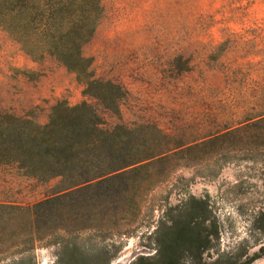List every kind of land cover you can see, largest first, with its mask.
Segmentation results:
<instances>
[{"label": "rangeland", "instance_id": "rangeland-1", "mask_svg": "<svg viewBox=\"0 0 264 264\" xmlns=\"http://www.w3.org/2000/svg\"><path fill=\"white\" fill-rule=\"evenodd\" d=\"M101 3V20L83 52L95 77L125 92L117 114L97 107L104 127L153 124L172 148L264 113V0ZM83 88L64 65L51 57L32 60L0 30V110L45 123L56 101L85 99ZM259 131L258 138L239 132L186 157L170 151L88 188L64 190L58 177L39 180L14 164L0 166V264H66L70 253L83 264L153 259L157 229L192 198L206 202L218 225L201 262L243 261L264 244L253 230L264 211V128ZM66 244L73 249L63 250ZM180 264L197 263L182 257ZM251 264H264V255Z\"/></svg>", "mask_w": 264, "mask_h": 264}, {"label": "trees", "instance_id": "trees-1", "mask_svg": "<svg viewBox=\"0 0 264 264\" xmlns=\"http://www.w3.org/2000/svg\"><path fill=\"white\" fill-rule=\"evenodd\" d=\"M102 14L101 0H0V30L32 60L51 57L64 65L84 85L86 96L74 105L56 101L45 123L0 110V166L14 164L24 175L39 180L58 177L64 190L88 188L143 169L168 157L170 151L186 157L202 145L231 142L239 132L247 131L253 138L262 135L259 130L264 128V113L200 142L172 148L166 134L153 124L104 127L97 107L117 114L125 92L120 84L95 77L92 59L83 52ZM240 138L244 139L243 135ZM253 230L264 235V211L255 216ZM217 236L218 225L206 202L192 198L170 225L157 229L154 258L140 256L133 264H180L182 257L205 264L201 262L203 252ZM69 249L73 248L67 244L63 248L66 252ZM263 255L264 244L232 264H251ZM63 261L83 264L71 253ZM217 263L219 259L211 264Z\"/></svg>", "mask_w": 264, "mask_h": 264}]
</instances>
